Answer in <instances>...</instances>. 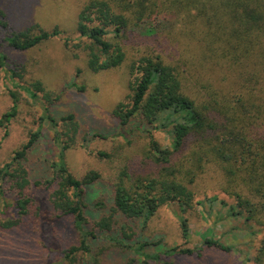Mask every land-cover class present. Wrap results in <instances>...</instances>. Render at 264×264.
<instances>
[{
  "label": "trees",
  "instance_id": "obj_1",
  "mask_svg": "<svg viewBox=\"0 0 264 264\" xmlns=\"http://www.w3.org/2000/svg\"><path fill=\"white\" fill-rule=\"evenodd\" d=\"M38 5L26 2L17 17L0 5V28L33 15ZM39 25L0 41V72L15 88L23 72L9 63L6 48L25 52L52 39H65L66 46L71 41L59 27ZM76 34L74 46L87 56L93 73L120 68L128 51L134 55L130 93L112 115L119 137H148L149 149H101L95 156L106 165V174L97 170L77 178L66 160V152L79 143L76 115L56 117L52 109L61 94L45 92L41 82L31 84L26 91L41 115L36 129L0 166V197L6 202L0 231L35 221L42 247L55 255L53 264L57 259L64 264H176L172 259L181 256L201 259L207 250L232 249L205 238L194 249L150 250L161 244L150 241L157 213L163 207L173 212L187 244V214L196 206L212 211L218 203L253 242L262 236L255 257L245 256L242 264H264V0H87ZM10 96V110L0 118L4 130L19 114V97L15 91ZM46 125L52 133L49 151L56 153L47 176L39 178L42 168L29 164V156L47 138ZM155 133L167 135L169 145L162 147ZM95 138L107 140L103 134ZM94 188L102 198L91 203L87 191ZM33 190L48 192L50 206ZM91 209L105 212L95 230L87 231ZM63 217L73 218L80 246L63 250L50 236ZM100 241L110 245L96 256L93 244Z\"/></svg>",
  "mask_w": 264,
  "mask_h": 264
},
{
  "label": "rangeland",
  "instance_id": "obj_2",
  "mask_svg": "<svg viewBox=\"0 0 264 264\" xmlns=\"http://www.w3.org/2000/svg\"><path fill=\"white\" fill-rule=\"evenodd\" d=\"M33 0H0V5L9 10L14 17L21 11L26 2ZM87 0H37L39 5L34 9L33 15L19 17L20 21L11 19L13 25L8 29L0 28V41L12 32H21L36 24L51 30L59 27L64 31L65 38L71 40L66 46L65 39H52L30 51H16L6 48L9 63L12 67L23 72V79L20 80V88H15L8 78V75L0 72V118L10 110L12 98L11 91H15L19 97V114L9 125L8 130L0 129V166L3 165L12 153L24 143L29 134L37 127L41 112L39 108L30 101L26 88L35 82H41L45 92L52 95L61 94V98L53 107V113L61 118L69 114H75L79 125V143L66 152V160L69 168L77 178H84L92 171L104 172L106 165L95 156V152L103 149L112 151L114 148L125 145L130 151L149 149V139L142 135H131L129 139H122L118 136V121L113 117L112 111L117 104L124 102L130 93V66L134 55L128 51V59L122 67L93 73L87 66V56L81 50L75 48L78 43L76 25L78 15ZM6 10V11H7ZM5 50V47H4ZM19 80V79H17ZM75 84L76 86H73ZM79 88H83L82 91ZM40 97L43 93H39ZM45 138L37 145L36 149L29 156V164L36 167L40 164L38 177H45L48 173V166L55 157V149L51 147L50 138L52 133L48 126H45ZM7 133V136L5 137ZM96 134H103L107 140L95 138ZM155 139L162 147L169 145V139L164 133H155ZM81 146V147H80ZM115 167L117 164L109 167ZM39 169V170H40ZM38 170V171H39ZM45 179V178H44ZM209 196L216 192L209 191ZM99 194V195H98ZM34 197H42L46 205L50 206L49 193L41 190H33ZM102 195L97 188L87 191L88 201L94 203L101 200ZM223 197L230 202L231 199ZM40 199V198H39ZM201 199V198H200ZM9 202H11L9 200ZM39 203V202H38ZM6 202L0 197V220L5 219ZM216 207L205 212L200 206L187 214L190 223L191 238L189 243L181 239L177 218L167 207H163L155 217L152 225L150 241L161 244L150 250H164L167 247L181 246L194 249L202 245L205 238L214 239L225 247H230L231 252L205 251L203 258L178 257L172 259L176 264H242L245 256L255 257L260 245L262 236L253 242L247 237L243 227L237 221L228 217L224 210ZM220 211V214L218 212ZM49 212L51 210L49 209ZM105 211L93 210L87 214L88 223L84 226L87 231L95 230V222ZM103 213V214H102ZM7 216H12L9 212ZM51 214L50 219H54ZM37 221V219H36ZM23 226V227H22ZM21 228L6 232L0 231V264H53L54 256L48 258L47 249L41 245L40 234L35 221L25 220ZM25 226V227H24ZM39 234V236H38ZM50 236L55 242L62 245V249L80 246L81 234L76 228L71 217H63L52 227ZM109 240V238H106ZM104 245H110L105 241L93 244L94 254L99 256V251ZM96 247V249L94 248ZM47 253V254H46ZM86 260L94 263L92 257L87 256ZM52 262V263H49ZM54 264H64L57 259ZM100 264V263H98ZM250 264H256L251 261Z\"/></svg>",
  "mask_w": 264,
  "mask_h": 264
}]
</instances>
